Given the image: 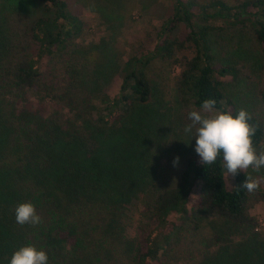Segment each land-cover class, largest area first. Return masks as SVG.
<instances>
[{"label":"trees","instance_id":"16d2710c","mask_svg":"<svg viewBox=\"0 0 264 264\" xmlns=\"http://www.w3.org/2000/svg\"><path fill=\"white\" fill-rule=\"evenodd\" d=\"M171 1L154 41L117 64L101 89L80 80L78 66L109 60L101 45L77 46L85 24L71 0H35L40 14L21 27L12 25L21 16L11 17L0 30V264L29 244L48 264H173L179 252L196 264H264V235L250 214L264 202V181L254 193L239 188L249 175L264 177V167L227 176L221 158L203 166L193 150L177 182L164 186L162 130L147 109L153 76L166 67L178 68L183 106L199 110L214 99L222 112L246 109L225 88L249 78L250 56L235 50L242 37L254 41L256 69H264V0ZM218 42L233 50L228 57H217ZM59 57L70 64L67 77L54 65ZM256 96L259 106L246 110L259 153L264 90ZM134 200L148 222L129 236ZM22 202L34 204L40 224L16 222Z\"/></svg>","mask_w":264,"mask_h":264},{"label":"rangeland","instance_id":"374dc122","mask_svg":"<svg viewBox=\"0 0 264 264\" xmlns=\"http://www.w3.org/2000/svg\"><path fill=\"white\" fill-rule=\"evenodd\" d=\"M71 3L75 4L85 24L84 32L76 42L77 46L101 45V53H106L109 60L106 67L99 69L77 67L82 73L80 80H89L87 84L93 89L106 86L115 73L117 64L138 49L149 46L162 23L172 14L171 0H71ZM124 11H127L126 15ZM38 14L40 10L35 0H0V30L10 25L11 17L21 16L14 18L15 22L12 24L21 27L27 18ZM239 41L235 49L237 54L250 56L246 62L250 68L245 72L249 78L243 77L241 81L232 83L225 88V92L239 106L248 109L253 105L259 106L256 91L264 90V69L260 66L261 69H256L257 62L254 60L261 57L258 56L257 46L251 37H242ZM232 51L225 49L219 42L215 45V53L220 59L228 57ZM54 65L65 77L72 72L70 64L63 57L55 59ZM177 73V67H166L153 76L154 91L147 106L150 118L153 117L162 130L159 166H162L160 179L164 186L177 182L185 158L195 147V138L190 141V136L184 132L185 126L190 123L188 113L194 109L183 106L176 96L174 78ZM176 157L179 160L174 166ZM139 201L134 200L126 211L130 224L129 236L139 233L140 228L145 229L148 222L141 215L143 210ZM250 214L258 219V232L264 235V202L252 203ZM208 218L210 216L204 214L201 219L203 234L209 230L204 227ZM183 255L182 252L175 254L171 260L173 264L198 262L195 258H182Z\"/></svg>","mask_w":264,"mask_h":264},{"label":"clouds","instance_id":"9594fccd","mask_svg":"<svg viewBox=\"0 0 264 264\" xmlns=\"http://www.w3.org/2000/svg\"><path fill=\"white\" fill-rule=\"evenodd\" d=\"M215 104L214 99H205L199 110L188 113L190 123L184 132L190 136V141L195 138L194 151L200 158L199 163L212 165L221 158L227 176H235L249 168L259 172L264 167V151L258 153L253 145L257 126L249 123L251 114L243 108L235 115L222 112L214 107ZM178 160L179 157L174 158V166ZM262 181L264 177L249 175L239 188L254 193ZM14 211L15 220L21 226L41 223L42 218L31 202L19 203ZM9 264H48V255L43 249L29 244L15 250Z\"/></svg>","mask_w":264,"mask_h":264}]
</instances>
